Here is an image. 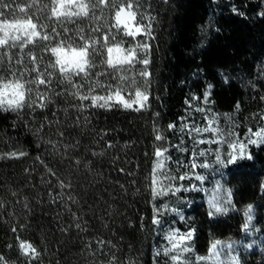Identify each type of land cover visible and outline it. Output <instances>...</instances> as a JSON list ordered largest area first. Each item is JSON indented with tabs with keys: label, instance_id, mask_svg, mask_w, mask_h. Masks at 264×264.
<instances>
[{
	"label": "trees",
	"instance_id": "16d2710c",
	"mask_svg": "<svg viewBox=\"0 0 264 264\" xmlns=\"http://www.w3.org/2000/svg\"><path fill=\"white\" fill-rule=\"evenodd\" d=\"M47 11L39 23L51 31L54 22L45 19ZM141 14L151 18L150 34L133 38L115 29L113 34L125 47L149 45L145 54L137 50L139 58L149 60L146 83L136 75L148 95L145 108L110 102V107L81 110L76 106L91 102L65 91L52 95L44 108L28 107L26 99L18 112L0 110V255L12 264L29 261L19 248L21 241L39 253L30 264H109L113 256L115 264H165L156 257L162 235L153 223L157 203L152 169L155 150L164 142L155 139L157 130L173 143L185 121L215 115L232 117L240 137L249 129L264 128V0H139L137 20ZM103 17L101 24L113 23L108 9ZM77 24L87 31L90 22ZM43 43L29 44L24 54L35 50L39 57ZM18 51L12 49L14 57ZM49 58L44 53L42 63ZM143 69L136 64L133 73ZM58 80L57 74L52 85L56 92L67 87ZM205 92L210 93L207 103ZM123 95L129 98L127 92ZM169 124L177 128L169 130ZM249 152L251 160L227 168L234 212L211 218L201 192H195L196 200L184 210L200 256L215 241L241 240L249 233L260 236L263 249L244 254L242 264H264V144ZM60 181L70 187L61 188ZM248 205L254 215L245 232Z\"/></svg>",
	"mask_w": 264,
	"mask_h": 264
},
{
	"label": "snow or ice",
	"instance_id": "6c2138e0",
	"mask_svg": "<svg viewBox=\"0 0 264 264\" xmlns=\"http://www.w3.org/2000/svg\"><path fill=\"white\" fill-rule=\"evenodd\" d=\"M134 3L136 4L135 10ZM45 8L48 10L45 19L54 22L51 31H48V24L39 23L40 14ZM105 9L111 13L113 21L111 25L106 22L100 23L104 19L103 12ZM138 11L139 0H49V3H41V0H18V2L11 0V2L5 3L4 0H0V49L3 50L0 51V69H2L0 71V110L18 112L25 107L26 99L28 107L44 108L46 106L45 101L52 102V95L59 96L65 91L69 92L74 99L91 102L89 105H77L76 107L81 110L84 107H110L112 101L122 104L125 108H131L133 104H138L137 111L145 107L144 102L148 100V95L140 90L143 85L138 84L136 75L144 78L146 83L150 76L147 71L149 60L146 57L139 58L137 50L145 51L149 45L143 43L125 47L124 41L116 40V36L113 34V29L122 36L133 38L142 32L150 34L151 18L141 14L140 19L137 20ZM7 16H11L12 19H8ZM33 17H36L35 22ZM146 19L149 20V23L144 25L143 21ZM78 20L90 22L87 31L85 27L77 24ZM68 24H74L76 27L70 29ZM37 41L47 42L43 43L40 48L39 57L35 50H29L24 54V49L29 44L35 46ZM14 48L19 49L15 57L12 53ZM44 53H48L50 58L47 62L42 63L44 62ZM97 57H100L99 61H97ZM136 64L144 65V69L138 73H133ZM100 66H102L101 71H94ZM57 74L59 75L57 83L67 86L60 92L54 91L52 87L54 77ZM101 76H104L105 80H101ZM225 82H227L226 78ZM42 85L44 86L43 90L41 89ZM97 89L105 91L106 95L99 94ZM125 92L128 93L129 99L127 100L123 95ZM33 95L35 99H29ZM209 95V92H205V103L208 102ZM239 108L240 105L237 103L236 109L239 110ZM198 110L203 111V109ZM214 124L215 120L208 121L204 128L189 127L184 124L178 130L181 133L187 132L189 137L193 139V133L197 136L207 132L221 137L233 135V133L221 132L218 127L213 126ZM176 128L175 124L168 125L169 130ZM248 131L250 135L247 137L246 143L237 138L235 142L229 144L232 151L227 152L225 157L222 158L221 154L217 152L215 162L227 167L237 164L238 161L251 160V152L247 151L248 145L259 147L264 144V128L256 132H253L252 129ZM60 136H63V132L60 133ZM253 136L256 139H253ZM155 139L167 141V138L158 130ZM194 142L196 144L228 143L227 140H194ZM182 144L183 137H181V144L173 145V147L181 152H187L188 148L182 147ZM73 147L75 146L73 145ZM167 152L168 147L164 145L155 150L157 159L152 178L154 198L167 195L168 192L173 191L174 186L165 185L163 181L191 179L187 175L171 176L168 174L166 161L171 157L165 155ZM10 155L16 156L17 154L11 153ZM197 155L205 156L206 151L201 150L197 153L193 149L191 159L194 160ZM76 163L78 164L79 161ZM176 163L180 164L181 161L177 160ZM199 166L207 168L209 164L205 162ZM191 167L195 168L197 165L193 162ZM48 171L51 172V169ZM195 178L201 181L204 179L199 175ZM59 184L61 188L70 187V185H65L63 181H60ZM174 190L179 192L180 187H175ZM230 195L231 193H229L228 204L231 203ZM209 206L214 209L215 213L228 211V208L221 205L215 197L209 201ZM0 207H3L2 203H0ZM209 215H213V212L210 211ZM244 215L247 220L243 228L245 232H248L254 215L252 205L247 206ZM180 218L184 219L183 216ZM159 222L157 219L153 220L155 224ZM252 230L257 229L253 228ZM13 231L15 232L16 229L13 228ZM193 232L194 230L186 234H179L178 230L170 232L167 236L168 246L158 250L157 256L167 257L165 264H194L188 257V254L193 253L194 249L187 243L192 239ZM99 243L103 244L104 242L100 241ZM221 246V241H215L210 245L208 255L196 256L195 260L204 262V264H209V262L210 264H239V258L235 255L228 256L226 260L223 259ZM8 247L12 246L9 245ZM223 247L233 250L232 243L223 245ZM247 247L250 248L252 245L249 244ZM19 248L23 255L29 257V261L25 264H30L31 260H35L39 256L37 250L30 243L21 241ZM115 261L116 257L113 256L109 264H115ZM0 264H12V262L0 255Z\"/></svg>",
	"mask_w": 264,
	"mask_h": 264
},
{
	"label": "rangeland",
	"instance_id": "374dc122",
	"mask_svg": "<svg viewBox=\"0 0 264 264\" xmlns=\"http://www.w3.org/2000/svg\"><path fill=\"white\" fill-rule=\"evenodd\" d=\"M145 33H140L134 38H137L140 35H144ZM148 50V49H147ZM145 50V51H147ZM143 54L145 52L143 51ZM125 98V97H124ZM126 100L129 98H125ZM148 101V100H147ZM147 101L145 103V107L147 105ZM118 103L116 101H112ZM120 104V103H118ZM122 105V104H120ZM138 104H133L131 108H138ZM143 107V108H145ZM125 108V107H124ZM128 108V109H131ZM140 108V109H143ZM229 116L226 115H215L212 117H207L204 120L199 122L193 121H185L182 125L187 124L189 127L196 126L200 128H204L208 121L215 120L214 127H218L221 132L233 133V135H225L223 137L216 135L214 136L211 132L203 133V135H195L193 133V138H190L187 132L181 133L179 130L175 132V137L173 143L169 141H164L163 145L168 147V152L165 154L166 156H170L171 159L166 161V165L168 168V174L171 176H179V175H187L191 177V179H184V180H173V181H163L165 185L171 184L173 185V191L168 192L167 195L157 196L155 197V201L157 203V220L160 222L158 223V229L161 231V244L156 251V257L160 260V262L165 263L168 259L163 255L157 256L158 250H162L163 248L168 246L167 236L170 232L174 230H178L179 234H186L193 229H189L187 222L185 221L184 210L188 209L196 200L195 192H201L203 196V202L206 204L207 209L210 213L213 212V215H210L211 218H217L220 216L228 215L235 211L234 202H233V193L232 190L228 187L226 182V173L227 167H223L215 162V156L217 152H219L223 157L226 156V153L232 151L229 147V144L235 142L237 138L240 141L247 142V137L250 135L249 132L244 136L240 137L238 130L234 124V119L232 117L228 118ZM181 125V126H182ZM261 130V129H260ZM181 137H183V144L182 147L188 148L187 152H181L173 145L181 144ZM256 139V137H252ZM194 140H227L228 143H203V144H196ZM253 146L256 145H248L247 151ZM193 149L199 153L201 150L206 151L205 156L197 155L194 160L191 159V153ZM157 159V158H156ZM155 159V162H156ZM181 161L180 164H177L176 161ZM155 162L153 165V169L155 167ZM195 163L197 167L192 168L191 164ZM208 163L209 167L204 168L200 167L199 165L202 163ZM153 169H152V178H153ZM199 175L204 177V179L197 180L195 177ZM195 187H192V186ZM175 187H180V191L176 192L174 189ZM188 189V190H185ZM231 203L228 204L227 201L229 199ZM215 197L221 205L228 208L226 213H215L214 209H211L209 206V201ZM183 216L184 219L180 217ZM178 222L184 225V228L181 229L178 227ZM195 231L193 232L192 239L187 243L194 249L193 247V239H194ZM222 242V258L227 259L228 256L235 255L239 258V264H242V258L244 254L251 253L253 251L263 249V241L260 236L251 237L249 233H246V237L241 240H227L221 241ZM214 243V242H213ZM228 243L233 244V250H229L223 245H227ZM251 244L252 247H247V245ZM209 254V251H208ZM207 254V255H208ZM200 256L196 253L195 249L193 253L188 254V257L194 264H204V262L196 261L195 257ZM210 264V262H209Z\"/></svg>",
	"mask_w": 264,
	"mask_h": 264
}]
</instances>
